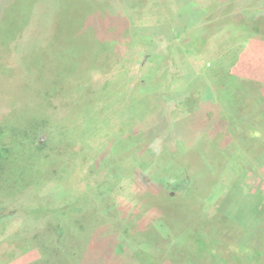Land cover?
Segmentation results:
<instances>
[{"label":"rangeland","instance_id":"obj_1","mask_svg":"<svg viewBox=\"0 0 264 264\" xmlns=\"http://www.w3.org/2000/svg\"><path fill=\"white\" fill-rule=\"evenodd\" d=\"M71 1L79 9L76 20L68 13L70 3L65 2L60 10L61 0H0V18L9 12L19 15L22 10L29 12L28 21L23 26L18 24L19 30L16 28L21 33V42L9 44L11 54H7L8 46L2 45L0 35V125L10 107L14 111L12 121L16 123L17 117L21 125L37 114L43 116L39 125L44 124L27 139L35 159L40 156L37 148L53 136L65 145L61 161L53 160L55 167L42 166L46 178L43 185L33 183L30 188L20 187L13 192L18 184L17 175L10 174L9 166L0 173V199L5 198L0 204L3 209L0 242H11V247L0 249V264L44 261L43 247L49 244L48 240H54L52 227L47 238L43 233L47 224L37 225L35 219L46 206L50 212L55 209L56 202L62 205L60 211L68 206L64 212L69 218L77 217L97 198L98 214L94 220L97 223L93 230L99 227L102 233H116L131 252L142 250L151 255L153 264L165 263L159 258L170 264L197 262L185 254L192 245L196 228L207 243L205 256L215 255L216 260H225L226 264H253L256 252L264 256V145L258 144V152L241 156L237 167H233L230 157L235 155L232 152L236 140L232 139L233 133H227L225 121L224 137L213 148L206 141L191 145L185 139L175 138L173 142L167 139L170 128L163 131L160 128L164 123L179 122L206 103L214 104L215 111L227 117L234 94L249 88L232 89L223 95L214 78L217 70H222L224 80H229L227 75L232 73L253 81L257 88L264 87L263 37L248 34L241 29L244 19L233 18L239 10L251 13L249 4L255 7L254 16L263 18L262 0H221L225 2L224 10L214 16H220L224 22L229 20L228 25L218 26L220 20H217L205 31L199 21L191 24L190 30L183 31L181 27L177 30L179 34L167 29L174 26L171 22L174 12H183L185 7L189 10L190 3L204 8L213 2L185 1L182 9L172 0ZM48 2L52 6L42 12ZM232 6L241 8L232 16H224L225 12L231 13ZM210 8L214 7L205 9ZM119 11L123 17L116 24L114 16ZM60 25L66 31L60 32L58 40L65 38L63 45L75 57L72 63L76 70L69 76L63 74L61 65H56L61 59H50L54 53H50L49 38L53 28ZM71 33H78L76 38L83 41V45H77L78 49L71 41ZM21 45L24 49L39 50L41 59L33 71L25 59L30 54H22ZM46 64L50 69L46 81L57 83L59 88L49 89L51 106L45 110L40 96L47 88H40L38 76L43 70L41 66ZM165 69H169L166 74ZM197 78L205 84L202 96L192 87L193 79L195 82ZM26 135L18 138V135L0 134V147L2 144L10 147L12 142L18 147ZM10 161L22 163L19 156H10ZM53 168L57 173H52ZM183 168L187 169L188 177L176 178ZM211 180L216 185L210 195L204 193L197 200L195 195L201 190L196 189ZM9 193L12 195L7 197ZM167 194L179 196L182 202L190 203L195 198V202L185 213L173 201L176 205L170 212L163 211L164 216L160 209H164ZM111 204L113 210L107 208ZM64 212L53 213L57 217H51L61 218ZM23 215L31 221L29 224H22ZM160 218L163 221L168 218L169 235H163L159 243L151 242L145 235L156 230Z\"/></svg>","mask_w":264,"mask_h":264},{"label":"trees","instance_id":"obj_2","mask_svg":"<svg viewBox=\"0 0 264 264\" xmlns=\"http://www.w3.org/2000/svg\"><path fill=\"white\" fill-rule=\"evenodd\" d=\"M55 1L56 0H54V2ZM172 1L173 3H175L177 8L179 7L183 9L182 5H185L184 4L185 1L191 2L192 0H172ZM211 1L213 3L208 2V4L205 5L204 8L202 7L203 9L201 8L200 5L196 3H190L191 6L189 10L187 9V7H185L183 12L182 11H180V13L174 12L171 15V22L174 23V26L167 29H169L171 32H174L176 30V33L179 34L177 30H179L181 27L183 31L190 30V25L195 22L198 23L199 21H200L199 24L201 26L202 24H204L203 28L205 29V31H208L210 27H213L212 22H217V20H220L218 26L224 27L228 25V23L230 22L229 20H226L227 22H224L222 21L220 16L219 17L214 16L216 13L223 12L224 10L223 6L225 5V2H222L223 0L222 1L211 0ZM61 2H62V6L60 10L63 7H65V2L67 4L70 3V9L68 13L70 14V17L72 19L76 20V17L78 16L77 11L79 9L77 8L75 1L73 2V5L71 0H61ZM261 2L264 4V0H262ZM51 6L52 5L49 3L47 8L42 9V12ZM208 6H213L214 8H210L209 11H207L205 8ZM248 7L250 8V10H252L251 13H249L247 10L241 12L239 10L241 7L235 9L234 6H232L231 13L224 11L225 12L224 16L226 15L232 16L235 10H239L238 15L237 14H235V16L233 15V18L239 16V19H244L245 23L241 25L242 26L241 29H245L248 32V34H254L253 36L256 35L260 37L262 36L263 38L261 39L264 40V16L263 18L259 19L258 16H254L256 15V10H254L255 7L252 4H249ZM56 10L58 13H60L58 6ZM85 10L86 7L84 8V12ZM185 11L187 12V15L185 14L186 13ZM22 12L20 15L19 13L9 12L8 14L2 15L0 18V21L2 22L0 24V35L2 39L1 43L5 47L8 46L7 54H11V49L9 47L10 42L12 41L21 42L20 40L21 33L17 32L16 28L19 30L20 25L23 26L26 23V21H28L27 19H29L28 17L29 12L27 10H22ZM260 15H264V12H260ZM81 17L83 18V16ZM121 17H123L122 12L119 11V13L114 16V18H116V24L120 23ZM18 19L21 21V23H18L19 21ZM169 25L170 24H167V27ZM82 27H83V21L81 23L80 29H82ZM63 31L66 30L62 29L61 25L57 29L53 28L48 44L50 45L51 48L50 53H54V55L50 56V59H55L56 61L61 59L62 62L56 63V65H61L63 69V74L69 76L72 73H74V71L76 70L74 69L75 67L74 63H72V59H75V57L72 50L68 49L67 47H65V45H63L66 39L63 38L61 40H58V38L60 37V32ZM76 34L78 35V33L70 34L71 41L74 42L76 46L81 44L83 45V41H81L80 38H76ZM30 37L31 36L27 37L25 40H28ZM171 37L173 38L172 35ZM11 45L12 44H10V46ZM21 46L20 48L23 47ZM16 47H18V45H16ZM34 48L27 49L26 47L24 49L23 47L24 51L22 52V54L28 52L30 54L28 55V57H25L27 62L29 61L28 68L30 69V71H33L36 66L38 67L39 61L41 59V58L39 59V54H38L39 50H36ZM76 48L78 49L79 47L77 46ZM45 66L48 68V70L44 69L46 68ZM45 66L44 65L41 66L43 70H41V74L38 76L40 77L38 84L40 88H47L43 93H41L40 96L42 97L41 101L44 103L43 107L46 110L48 106H51L47 94L51 91H56V89H58L59 87L56 86L57 83L55 82L48 83V79L46 81V75L49 76L50 69L48 67V64H46ZM168 70L169 69L167 70L165 69L164 73L166 74V71L169 72ZM164 73L162 74L161 77H164ZM231 74L229 75L226 74L227 79L229 80L222 79L223 77L222 70H217L216 73L214 74L216 75L214 77L216 79V83L220 87H222L220 89V92L223 93V95L228 94V91H231L232 89L241 90V91L244 88H249V89L248 91H242V93L241 92L238 94L235 93L234 94L235 96L233 95L234 97L231 98L232 101L230 103V105L232 104L231 109L228 111L227 117L215 111L216 108L214 104L206 103V106L203 105V108H201V106L199 105L198 110H196L194 113L192 112L189 115H186V117L181 119L179 122L177 121L175 123L169 122V124L164 123L165 125H163L160 128V130L163 131L166 130L167 128H170L169 129L170 134L167 136V139H173V142L175 138H179L183 140L185 139V143H190L191 145H195V142L200 143L202 141H206L208 145L213 148L214 145L217 146L218 142L221 139H223L224 137L223 129L226 122L229 131L227 133L231 135L233 133L234 136L232 139L234 142L236 140L235 142L236 145L234 146L235 150L234 152H232V154L235 155L230 157V162L233 167L234 166L237 167L236 165L238 161L241 160L242 158L241 156L244 155L249 156V154L253 152H258V150H260V148H258L259 146L258 144H260V146L264 145V139L258 140L259 137L260 138L264 137V87L262 85L260 86L258 85L259 87L257 88L256 87L257 84L253 83V81L243 80L242 78L234 74L232 75ZM177 81H179L178 78ZM143 84L145 85L144 80H143ZM192 85H193L192 86L193 90L194 88H196L197 89L196 92H199V94L202 96L203 92L205 91V84H203V82L200 81V78H197L195 82L193 79ZM50 88L51 91H49ZM224 101L226 102V98L224 99ZM161 110L163 109L161 108ZM7 112L8 114H6V118L4 122H2V125H0V130H1L0 134L2 135L4 133H8L10 135H13L14 137L18 135V138H22V134H27L26 135L27 137L23 139V141L24 140L25 141L20 143L18 147L15 146L16 143L14 142H12V145H10V147H8L7 144L1 145L0 173H4V170H6L7 167L9 166L10 170L8 171L10 172V174L17 175L18 184L17 187L14 188L13 192H15V190L19 191L24 187L30 188L33 183H35V186L43 185L46 181L45 180L46 178L44 179L43 176L44 171L41 170L42 166L46 164V166L48 167H55L56 163L53 160L61 161L62 158L61 153L65 151L64 150L65 145L62 143L63 140L57 141L56 137L52 135L54 139L53 138L49 139L46 144L37 148L38 150L37 152L40 154V156L37 157V159H35V155L33 153H30V150L28 149L29 147L31 149V146H27L29 144V141H27V139L31 134H34L37 128H40V126L44 124L42 123L41 125H39L41 122H43L44 117L37 114L36 118L29 119L23 122L22 123L23 125H21L20 122L17 120V117H16V123L12 121L11 117H14V111H12L11 107ZM42 113L43 112L39 114ZM220 117H224V118L222 119ZM20 118L25 119V117H23L22 115L20 116ZM150 130L151 127L149 128V132L151 134ZM169 130H167V132ZM61 135H63V133H60V136ZM172 148L173 146L170 147V149ZM216 149L218 148L216 147L214 152H215V157L217 159L218 151ZM11 153L12 154L15 153V155L14 154L12 155ZM49 155L50 157H48ZM10 156H16V157L19 156L22 159L21 165H18V163H12L10 161ZM203 167L205 168V166H201V169H204ZM182 170L181 173L178 174L176 178L188 177V175L185 173L187 169L183 168ZM52 173L55 174L57 172L54 169ZM52 178L53 177H51V179ZM212 184H213V180H211L209 183L207 182L200 189H196V190H201V192H197V194L195 195L196 199L198 200L197 197L203 195L204 193H206L209 196L210 190L212 189V187L216 185V183H214L213 186ZM13 185L14 184H12V186ZM0 192H1V187H0ZM9 195L12 194L9 193L7 197H9ZM166 199L167 200H165L164 202L162 201L163 203H166L164 204L163 207L164 209H160L162 211L161 213L162 215H164L163 211L166 213L170 212V210L172 211L173 206L176 205V203L179 207H183L186 213L190 210V207L192 206L191 204L195 202V198H193L192 201H190V203L188 201L182 202L179 196L177 195L174 196L173 194H169ZM4 200L5 198L0 199V204L2 202H5ZM98 200L99 198L95 199L94 202H91L89 204L86 210L85 209L82 210L81 213L77 215V217H71V218H69L70 216H68L64 212L66 211L65 209L68 206L64 207L63 211L62 210L60 211L59 209L62 208V205L56 202L55 204L56 207L55 209H50L51 212L48 210L49 207L46 206L47 209L43 211L42 215L38 216L35 219V223L37 225L41 224V222H45L47 224L46 228L43 230V233L44 235L47 236V238L50 236V228L52 227L51 228L53 234L52 237H54V240L52 239L48 240L49 244L43 247L44 251L43 254H41V257L44 258V261L42 260L38 262H32L30 264H153L151 263L152 262L151 255L146 253V251H142V250L131 252L127 248V246L124 245V243L119 241L118 238L119 236H117L116 233H102V231H98L99 227L93 230L92 226L93 225L95 226V224L97 223L94 220H96L95 218L97 217L98 214L97 213L98 211L96 210V205H97L96 203ZM173 201H175L176 203H173ZM180 202L182 203L180 204ZM113 207L114 204H111L107 208L113 210ZM2 211H3L2 205H0V213H2ZM56 212L58 213L64 212L63 217L56 218L57 215H53V213L57 214ZM51 216H56V217H51ZM110 216L112 219V215ZM26 217L27 216L23 215L22 224L26 225L31 222L29 219H26ZM162 219L160 218L156 221L157 225L155 231H152L151 233L150 231H148L145 235L147 239L149 238L151 239V242L159 243L163 235L166 236L169 235V229L167 226L170 224L169 222H167L168 218L164 219V221ZM176 233L180 234L181 232H176ZM124 234L128 235L127 231H125ZM203 239L204 237L201 236V232H199V228H196L195 236L191 237L192 245L185 252V254L187 255L186 258H189L190 256L194 257L198 263L193 262V264H226L225 260L222 259L216 260L215 255L212 256L213 258L204 255L205 253H203V250L207 248V243L202 241ZM8 247H11L10 241L8 242V240H3L2 242H0V249H6ZM262 251H264V249ZM210 254H212V252ZM247 254L250 255L248 252ZM253 258H254L253 264H262L263 262L262 260L264 259V256L262 255L261 252H256ZM203 259H206V262H204ZM159 260L160 262L163 263L165 262L164 264H170L168 260L164 261L162 258H159Z\"/></svg>","mask_w":264,"mask_h":264}]
</instances>
